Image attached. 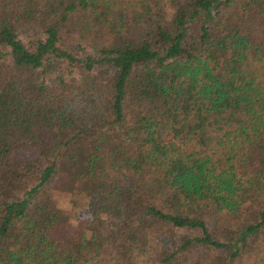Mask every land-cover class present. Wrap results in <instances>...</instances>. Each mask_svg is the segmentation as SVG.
<instances>
[{
  "label": "trees",
  "instance_id": "trees-1",
  "mask_svg": "<svg viewBox=\"0 0 264 264\" xmlns=\"http://www.w3.org/2000/svg\"><path fill=\"white\" fill-rule=\"evenodd\" d=\"M264 264V0H0V264Z\"/></svg>",
  "mask_w": 264,
  "mask_h": 264
},
{
  "label": "rangeland",
  "instance_id": "rangeland-1",
  "mask_svg": "<svg viewBox=\"0 0 264 264\" xmlns=\"http://www.w3.org/2000/svg\"><path fill=\"white\" fill-rule=\"evenodd\" d=\"M144 261H145V260L140 259L139 262H138V264H147V263H145Z\"/></svg>",
  "mask_w": 264,
  "mask_h": 264
}]
</instances>
